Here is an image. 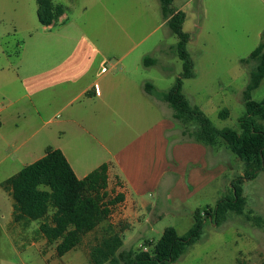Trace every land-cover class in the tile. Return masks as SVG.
I'll list each match as a JSON object with an SVG mask.
<instances>
[{
  "label": "rangeland",
  "instance_id": "rangeland-1",
  "mask_svg": "<svg viewBox=\"0 0 264 264\" xmlns=\"http://www.w3.org/2000/svg\"><path fill=\"white\" fill-rule=\"evenodd\" d=\"M55 4L63 6L66 14L65 21L54 26V30L65 32L59 38H65L62 49L55 52L50 48L35 54L31 35L40 29L36 0H0V106L7 104L3 102L5 98L20 99L17 107L31 110L21 118L9 117L2 131L3 135L11 136V147L0 149V264H90L87 255L97 243L95 238L101 237L98 230L88 235L78 248L59 257L55 246L36 239L38 222L27 228L10 224L13 200L2 184L36 162L48 147L56 148L65 142L59 133L58 123L63 116L57 106L52 105L43 117L49 121L46 125L32 110L23 79L28 71L42 63L49 64L40 66V71L60 63V72L69 75L75 74L81 65L95 63L101 70L104 68L103 72L113 67L120 74L124 65L139 61L143 74L139 79L153 80L160 92L170 90L183 72L178 56H164L157 49L178 42L162 17L159 0H55ZM174 8L185 14L182 30L190 35L187 50L194 63V78L183 80L184 95L216 128L239 130V119L246 114L243 92L249 83V68L241 60L247 59L264 41V0H175ZM146 58H157L167 69L161 66L144 69ZM58 90L50 87L48 94ZM251 98L256 102L264 100V80ZM223 110L229 113L225 120L220 118ZM39 128L42 129L33 133ZM33 147L36 150L29 156ZM231 155L234 172L227 175L230 183L244 173V163ZM243 189L247 199L244 214L230 213L219 226L207 218L200 241L174 264L264 262V222L258 226L251 220L261 217L264 221V172L246 181ZM225 197H233L228 182L226 192L217 198ZM201 200L212 208L217 201L198 199ZM193 222L184 215L167 214L145 236L158 241L169 227L183 236ZM136 231L132 229L125 234L121 249L140 250V246L135 247Z\"/></svg>",
  "mask_w": 264,
  "mask_h": 264
},
{
  "label": "crops",
  "instance_id": "crops-1",
  "mask_svg": "<svg viewBox=\"0 0 264 264\" xmlns=\"http://www.w3.org/2000/svg\"><path fill=\"white\" fill-rule=\"evenodd\" d=\"M65 17L64 13L56 24L40 25V29L32 32L35 54L50 48L55 52L62 49L65 38H59L65 32L54 30V26L65 21ZM173 46L157 49L161 55L176 56ZM153 59L156 64L144 69L154 66L167 69L166 64ZM46 64L49 63L40 66ZM61 65L55 63L52 69L40 71L37 66L29 70L23 78L29 92L26 98L45 125L49 121L43 117L52 105L57 106L63 116L58 123L59 133L65 142L55 149L62 151L78 179H84L103 164L109 166L108 191L113 196L122 194L124 200L113 208L109 220L99 228L101 232L107 226L112 227L122 237L123 247L124 236L132 229L137 230L135 247L147 241L156 243L145 235L148 230H154L162 217L179 214L193 219L197 210L210 207L204 199L198 201L199 198L218 201L217 197L226 192L227 182L231 185L227 175L234 172L232 153L222 144L210 147L184 137V126L173 119L169 105L145 91L146 83H151L160 92L153 80L139 79L143 76L139 61L124 65L120 74L113 67L103 72L104 68L101 70L92 63L66 75L60 72ZM50 87L59 90L49 95ZM19 101L5 98L0 106V149L11 147V136L2 134L9 117L21 118L31 111L17 107ZM35 150L33 147L28 155H33ZM11 216L10 224L13 203ZM131 249L134 248L122 250Z\"/></svg>",
  "mask_w": 264,
  "mask_h": 264
},
{
  "label": "trees",
  "instance_id": "trees-1",
  "mask_svg": "<svg viewBox=\"0 0 264 264\" xmlns=\"http://www.w3.org/2000/svg\"><path fill=\"white\" fill-rule=\"evenodd\" d=\"M159 2L163 19L178 37L172 51L181 60L183 72L167 92H158L151 83H146L145 91L169 105L173 119L184 126V137L210 147L224 145L244 163V173L231 182L233 197L219 199L213 208L197 210L193 215V226L186 235L180 236L173 227L165 229L151 252L122 250L120 234L110 226L105 227L88 253L90 264L176 263L200 241L207 218L219 226L230 213L244 214L247 199L243 185L264 172V100L256 102L251 98L252 92L264 80V41L247 59L241 60L249 68V83L243 92L246 114L239 119V130L218 129L202 111L189 103L183 93V80L195 76L194 63L187 50L190 35L182 30L185 14L176 11L174 0ZM36 3L41 26L56 24L65 13L64 7L55 4V0H36ZM144 61L147 67L156 64L151 58ZM228 116L227 110L221 111V119ZM2 187L13 200V222L24 228L38 222L36 239H44L47 245L55 246L59 257L75 250L88 235L96 233L109 220L113 208L124 200L122 194L113 196L108 191L107 164L84 179H78L62 151L52 147L45 150L43 158L7 179ZM251 220L258 226L264 222L261 217Z\"/></svg>",
  "mask_w": 264,
  "mask_h": 264
},
{
  "label": "built area",
  "instance_id": "built-area-1",
  "mask_svg": "<svg viewBox=\"0 0 264 264\" xmlns=\"http://www.w3.org/2000/svg\"><path fill=\"white\" fill-rule=\"evenodd\" d=\"M97 94L99 93L98 89L96 90ZM154 244L152 241L151 243L149 244H143V245H140V250L143 251V252H151L154 248Z\"/></svg>",
  "mask_w": 264,
  "mask_h": 264
}]
</instances>
